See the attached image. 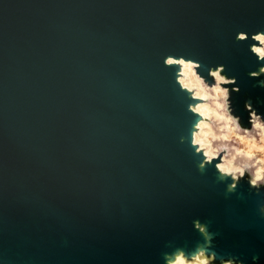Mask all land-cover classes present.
Here are the masks:
<instances>
[{"label":"water","instance_id":"95a60500","mask_svg":"<svg viewBox=\"0 0 264 264\" xmlns=\"http://www.w3.org/2000/svg\"><path fill=\"white\" fill-rule=\"evenodd\" d=\"M260 31L264 0H0V264H264V185L200 167L165 63L223 64L246 120Z\"/></svg>","mask_w":264,"mask_h":264},{"label":"clouds","instance_id":"9594fccd","mask_svg":"<svg viewBox=\"0 0 264 264\" xmlns=\"http://www.w3.org/2000/svg\"><path fill=\"white\" fill-rule=\"evenodd\" d=\"M249 39L254 41L249 51L255 56L257 66L248 72V78L264 88V31L236 34L237 41ZM165 63L178 66L177 83L195 102L188 109L196 117L190 145L203 158L200 167L218 160L215 167L220 174L235 181L247 173L250 184L264 185V111L251 99H245L242 111L247 113V118L242 117L241 110L233 104V94L241 92L237 76L226 75L223 64L209 66L207 75H202L199 71L202 65L196 59L169 57ZM214 259V255L206 256L204 250L191 257L177 252L167 264H212Z\"/></svg>","mask_w":264,"mask_h":264},{"label":"bare ground","instance_id":"6f19581e","mask_svg":"<svg viewBox=\"0 0 264 264\" xmlns=\"http://www.w3.org/2000/svg\"><path fill=\"white\" fill-rule=\"evenodd\" d=\"M174 255H175V254H174ZM174 255L168 257L167 261L171 260V259L173 258Z\"/></svg>","mask_w":264,"mask_h":264}]
</instances>
